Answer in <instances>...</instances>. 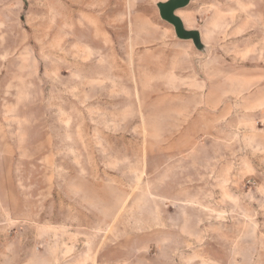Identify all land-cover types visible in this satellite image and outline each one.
<instances>
[{
    "label": "rangeland",
    "instance_id": "obj_1",
    "mask_svg": "<svg viewBox=\"0 0 264 264\" xmlns=\"http://www.w3.org/2000/svg\"><path fill=\"white\" fill-rule=\"evenodd\" d=\"M159 1L0 0V264H264V0Z\"/></svg>",
    "mask_w": 264,
    "mask_h": 264
},
{
    "label": "water",
    "instance_id": "obj_2",
    "mask_svg": "<svg viewBox=\"0 0 264 264\" xmlns=\"http://www.w3.org/2000/svg\"><path fill=\"white\" fill-rule=\"evenodd\" d=\"M191 0H166L159 1L157 7L160 16L165 21L173 25L176 36L182 40H192L196 48L204 52L208 51V46L202 40L199 29L188 28L182 17L177 13L179 9L186 7Z\"/></svg>",
    "mask_w": 264,
    "mask_h": 264
},
{
    "label": "bare ground",
    "instance_id": "obj_3",
    "mask_svg": "<svg viewBox=\"0 0 264 264\" xmlns=\"http://www.w3.org/2000/svg\"><path fill=\"white\" fill-rule=\"evenodd\" d=\"M181 10H183V9H179L178 11H177V13L180 15V13H179V11H181ZM181 17H182V19L184 20V18H183V16L182 15H180ZM184 23H185V25H186V22H185V20H184ZM187 26V25H186Z\"/></svg>",
    "mask_w": 264,
    "mask_h": 264
},
{
    "label": "crops",
    "instance_id": "obj_4",
    "mask_svg": "<svg viewBox=\"0 0 264 264\" xmlns=\"http://www.w3.org/2000/svg\"><path fill=\"white\" fill-rule=\"evenodd\" d=\"M185 9H183V11H184ZM184 18V20H185V22H186V25H190L191 23L186 19V17H183ZM189 23V24H188Z\"/></svg>",
    "mask_w": 264,
    "mask_h": 264
}]
</instances>
